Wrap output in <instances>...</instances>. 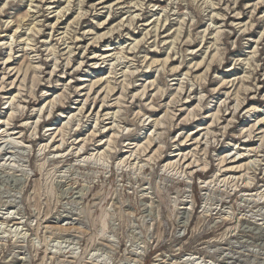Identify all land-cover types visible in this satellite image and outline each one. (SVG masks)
<instances>
[{
  "label": "rangeland",
  "instance_id": "obj_1",
  "mask_svg": "<svg viewBox=\"0 0 264 264\" xmlns=\"http://www.w3.org/2000/svg\"><path fill=\"white\" fill-rule=\"evenodd\" d=\"M0 264H264V0H0Z\"/></svg>",
  "mask_w": 264,
  "mask_h": 264
},
{
  "label": "bare ground",
  "instance_id": "obj_2",
  "mask_svg": "<svg viewBox=\"0 0 264 264\" xmlns=\"http://www.w3.org/2000/svg\"><path fill=\"white\" fill-rule=\"evenodd\" d=\"M42 1H43V0H42ZM30 29H31V28H30ZM30 29H29V30H30ZM218 31H219V30H218ZM218 31H217V33H218ZM215 42H216V41H215ZM10 46H11V44H10ZM10 49H11V48H10ZM51 49H52V48H51ZM25 50H26V49H25ZM107 50H109V49H107ZM130 51H131V50H130ZM54 56H55V55H54ZM9 58H10V57H9ZM9 58H6V59H5V62H8V61H9ZM166 60H167V59H166ZM113 89H114V88H113ZM216 115H217V114H216ZM216 115H215V116H216ZM215 118H216V117H215ZM200 128H201V127H200ZM50 129H51V128H50ZM207 130H208V129H207ZM248 135L251 136V132H250ZM62 136H63V135H62ZM249 136H248V137H249ZM248 140H249V139H248ZM151 143H152V142H151ZM261 143H262V142H261ZM151 145H152V144H151ZM146 148H147V147H146ZM74 155H75V154H74ZM130 156H131V155H130Z\"/></svg>",
  "mask_w": 264,
  "mask_h": 264
}]
</instances>
